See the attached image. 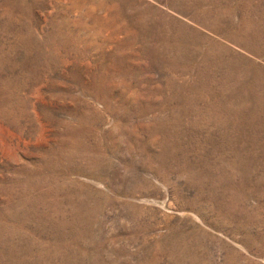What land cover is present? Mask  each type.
<instances>
[{"label": "rangeland", "instance_id": "1", "mask_svg": "<svg viewBox=\"0 0 264 264\" xmlns=\"http://www.w3.org/2000/svg\"><path fill=\"white\" fill-rule=\"evenodd\" d=\"M0 264H264V0H0Z\"/></svg>", "mask_w": 264, "mask_h": 264}]
</instances>
